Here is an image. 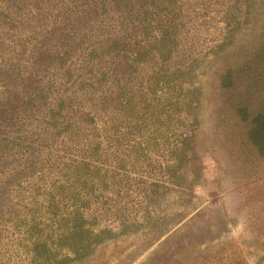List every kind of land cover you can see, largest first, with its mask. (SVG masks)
Returning a JSON list of instances; mask_svg holds the SVG:
<instances>
[{
	"label": "rangeland",
	"instance_id": "obj_1",
	"mask_svg": "<svg viewBox=\"0 0 264 264\" xmlns=\"http://www.w3.org/2000/svg\"><path fill=\"white\" fill-rule=\"evenodd\" d=\"M101 1L89 0L99 20L89 23L87 39L117 25L118 7L130 29L148 36L141 53L174 63L181 56L188 101L179 121L165 123L177 137L155 135L162 146L145 158L100 170L117 182L106 180L98 212L86 204V232H53L51 220L32 230L26 215L38 200L0 199V264H264V150L250 135L264 114V0H139V9L148 2L167 16L148 15V30L134 1ZM181 140L186 156L178 152L176 163L169 149Z\"/></svg>",
	"mask_w": 264,
	"mask_h": 264
},
{
	"label": "trees",
	"instance_id": "obj_2",
	"mask_svg": "<svg viewBox=\"0 0 264 264\" xmlns=\"http://www.w3.org/2000/svg\"><path fill=\"white\" fill-rule=\"evenodd\" d=\"M132 1L142 7V1ZM99 4L105 6L103 0ZM146 4L139 10L148 30V15L167 16L160 8L153 14ZM93 5L0 0V199L38 200L30 203L32 210L24 207L32 230L49 227L51 220L53 232L62 235L88 231L82 221L91 212L86 204L98 212L106 180L117 182V174L102 176L100 170L114 173V160L125 166L133 156L145 158L152 146H162L155 135L177 137L179 129L165 123L184 116L181 56L174 63L164 53H141L137 47L146 49L148 36L142 32L141 39L139 28L130 29L129 15L118 7L117 25L87 39L89 23L99 20ZM223 78L231 80V71ZM250 135L264 150V114ZM185 141L169 149L176 163L182 160L178 152L186 156ZM11 211L20 223L17 209Z\"/></svg>",
	"mask_w": 264,
	"mask_h": 264
}]
</instances>
